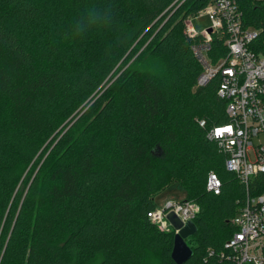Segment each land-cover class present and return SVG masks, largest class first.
Wrapping results in <instances>:
<instances>
[{
    "label": "trees",
    "instance_id": "16d2710c",
    "mask_svg": "<svg viewBox=\"0 0 264 264\" xmlns=\"http://www.w3.org/2000/svg\"><path fill=\"white\" fill-rule=\"evenodd\" d=\"M210 2L0 0V264H176L173 232L148 213L178 180L200 206L185 264H224L245 189L207 139L229 122L227 102L220 75L196 86L202 37L184 24ZM238 2L244 27L261 30L251 49L264 55V2ZM225 41L213 37L212 63ZM210 172L220 195L206 190ZM262 181L251 180V195Z\"/></svg>",
    "mask_w": 264,
    "mask_h": 264
},
{
    "label": "built area",
    "instance_id": "2783aa9c",
    "mask_svg": "<svg viewBox=\"0 0 264 264\" xmlns=\"http://www.w3.org/2000/svg\"><path fill=\"white\" fill-rule=\"evenodd\" d=\"M184 1L177 0V3L181 5ZM202 18H207L209 23L198 29L194 21ZM242 20L238 0H211L198 16L186 19L184 24L189 37H202L193 47L202 66L196 86H205L220 75L217 95L227 102L229 122L209 129L207 139L218 144L226 157L225 169L235 174L245 189V198L231 221L234 234L225 242L219 256L224 264H264V191L256 196L249 191L251 180L264 175V139H260L264 137V55H257L251 49L261 30L244 27ZM220 31L226 34L227 55L212 63L209 53L213 37ZM199 125L204 128L205 121H200ZM224 129L231 131L217 135L218 130ZM221 189V179L210 172L206 190L217 196ZM199 213L197 203L180 201L168 202L164 209L157 207L148 213V217L160 231L173 232L175 236L179 230L169 220L170 214L185 226L194 222ZM213 254L210 250V255Z\"/></svg>",
    "mask_w": 264,
    "mask_h": 264
},
{
    "label": "rangeland",
    "instance_id": "374dc122",
    "mask_svg": "<svg viewBox=\"0 0 264 264\" xmlns=\"http://www.w3.org/2000/svg\"><path fill=\"white\" fill-rule=\"evenodd\" d=\"M205 26H203L202 27V29L204 28ZM146 44L145 45H143L140 49H139V51H138V53L133 57V58H131V59H129L128 60V63H127V65H126V67H128V66H132L133 65V67H134V65H135V63H136V61H135V59L138 57V55L142 52V51H144L145 49H146ZM135 61V62H134ZM149 62V60H141V59H139V60H137V64H138V66H143V65H146L147 63ZM110 77L103 83V85L104 84H108V82H110ZM113 82H111V83H109V85H111ZM106 84V85H107ZM134 82H131L130 83V86L132 87H134ZM115 89H116V91L117 90H119V87H118V85H115ZM127 91H129V90H127ZM260 139L261 140H263L264 139V137L262 136V137H260ZM259 139H255V141H258ZM250 159L253 161L254 160V156H253V154L250 152ZM29 177V175L28 176H26V179ZM26 181V180H25ZM179 180L177 181V183H171L170 185L168 184L165 188H164V190L160 193V194H157L156 196H155V202H156V204H157V207L159 208V209H164V207L166 206V204L168 203V202H180V201H184L186 198H187V193L185 192V190L180 186V184H179ZM169 186V187H168ZM23 187H24V185H23ZM22 187V188H23ZM187 244L189 245V246H193L194 244H195V241H194V238H188L187 239Z\"/></svg>",
    "mask_w": 264,
    "mask_h": 264
},
{
    "label": "water",
    "instance_id": "95a60500",
    "mask_svg": "<svg viewBox=\"0 0 264 264\" xmlns=\"http://www.w3.org/2000/svg\"><path fill=\"white\" fill-rule=\"evenodd\" d=\"M169 220L173 222L175 229L179 230L174 236L171 258L176 264H185L194 254L193 249L187 244V239L197 233V226L194 222H188L183 226L174 214L169 215Z\"/></svg>",
    "mask_w": 264,
    "mask_h": 264
},
{
    "label": "snow or ice",
    "instance_id": "6c2138e0",
    "mask_svg": "<svg viewBox=\"0 0 264 264\" xmlns=\"http://www.w3.org/2000/svg\"><path fill=\"white\" fill-rule=\"evenodd\" d=\"M223 131H231V129L218 130L217 135H220Z\"/></svg>",
    "mask_w": 264,
    "mask_h": 264
}]
</instances>
